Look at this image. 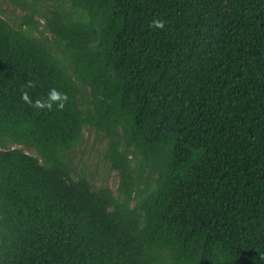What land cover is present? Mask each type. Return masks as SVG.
Listing matches in <instances>:
<instances>
[{"label":"trees","instance_id":"trees-1","mask_svg":"<svg viewBox=\"0 0 264 264\" xmlns=\"http://www.w3.org/2000/svg\"><path fill=\"white\" fill-rule=\"evenodd\" d=\"M10 1L28 14L0 17V264H264V0H63L55 50L36 0ZM51 88L63 110L21 99ZM84 128L117 196L74 177Z\"/></svg>","mask_w":264,"mask_h":264},{"label":"rangeland","instance_id":"rangeland-1","mask_svg":"<svg viewBox=\"0 0 264 264\" xmlns=\"http://www.w3.org/2000/svg\"><path fill=\"white\" fill-rule=\"evenodd\" d=\"M53 8L71 11L69 4L63 0L35 1L37 14H35L34 19L40 25L37 29L31 31V35L39 40L48 39L52 49L55 50L57 46L55 38L44 27L46 10ZM26 14H28L26 11L13 4L10 0H0V17L11 26L18 28ZM22 29L25 30L27 28L23 25ZM108 144V139L103 133L96 132L91 128H84L80 144L68 152V159H70L74 168V177L84 176L90 181L93 188H108L117 196L120 178L118 172L111 167L108 158ZM8 147L22 149L25 153L38 157L33 149L23 145L9 144ZM134 163H132V166L136 168ZM140 200L141 198L139 197L137 201Z\"/></svg>","mask_w":264,"mask_h":264},{"label":"clouds","instance_id":"clouds-1","mask_svg":"<svg viewBox=\"0 0 264 264\" xmlns=\"http://www.w3.org/2000/svg\"><path fill=\"white\" fill-rule=\"evenodd\" d=\"M165 26V21L160 19H153L152 24L150 27L155 29H163ZM25 89H31L35 87V83L33 81H27L24 85ZM21 99L30 105L31 107L37 108V109H47L49 111L52 110V106L55 103L58 110H63L65 107V104L68 102V95L66 93H62L58 91L56 88L49 89V92L47 94V99H36L32 100L29 96L28 91H22L21 93Z\"/></svg>","mask_w":264,"mask_h":264}]
</instances>
